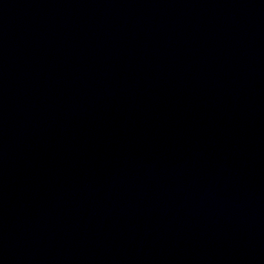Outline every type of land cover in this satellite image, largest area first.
Listing matches in <instances>:
<instances>
[{
	"label": "water",
	"instance_id": "1",
	"mask_svg": "<svg viewBox=\"0 0 264 264\" xmlns=\"http://www.w3.org/2000/svg\"><path fill=\"white\" fill-rule=\"evenodd\" d=\"M0 264H264V0H0Z\"/></svg>",
	"mask_w": 264,
	"mask_h": 264
}]
</instances>
